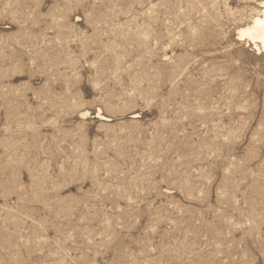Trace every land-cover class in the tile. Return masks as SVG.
Here are the masks:
<instances>
[{
  "label": "rangeland",
  "instance_id": "obj_1",
  "mask_svg": "<svg viewBox=\"0 0 264 264\" xmlns=\"http://www.w3.org/2000/svg\"><path fill=\"white\" fill-rule=\"evenodd\" d=\"M259 2L0 0V264H264Z\"/></svg>",
  "mask_w": 264,
  "mask_h": 264
},
{
  "label": "bare ground",
  "instance_id": "obj_2",
  "mask_svg": "<svg viewBox=\"0 0 264 264\" xmlns=\"http://www.w3.org/2000/svg\"><path fill=\"white\" fill-rule=\"evenodd\" d=\"M260 10L252 21L239 30V36L255 46L258 54H264V0L258 4Z\"/></svg>",
  "mask_w": 264,
  "mask_h": 264
}]
</instances>
